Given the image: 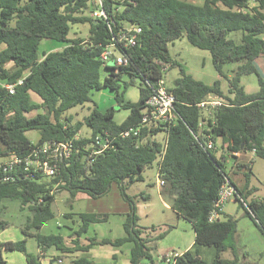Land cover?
<instances>
[{"label": "trees", "instance_id": "obj_1", "mask_svg": "<svg viewBox=\"0 0 264 264\" xmlns=\"http://www.w3.org/2000/svg\"><path fill=\"white\" fill-rule=\"evenodd\" d=\"M94 8L92 0H0V155L24 157L50 139L70 141L73 147L70 155L55 162L53 174L25 169L23 164L7 172L0 169V204L3 199L18 200L19 208L30 212L21 228L23 238L0 240V264H14L4 258V250L22 253L25 264H44L39 252L28 251L26 237L34 239L38 251H55L46 264H106L84 255L72 256L66 262L62 258L87 253L95 245L120 247L128 242L132 243L129 264L152 262L155 241L166 231L153 238L143 235L137 223V195L128 194L126 189L128 184L142 181L143 171L155 160L157 175L164 181L161 194L194 232L192 247L174 252L177 255L170 264H249L240 261L236 253L231 259L221 256L225 239L236 231V218L228 215L209 221L208 215L220 186L228 180L234 187V198L245 202V215L264 235V199L253 197L254 188L248 187L247 179L239 185L231 178L225 157L229 154L236 159L251 152L264 158V79L254 62L264 54V0H102L105 17L82 15ZM84 22L89 24L88 36L69 38L71 25ZM132 26L141 28L136 44L120 46L119 50L128 63L104 64L100 59L103 48L121 30ZM182 36L210 53L217 74L227 80V93L219 79L206 84L170 56L168 44ZM42 39L66 45L40 55ZM228 62L237 63L230 77L223 71ZM165 63L168 69L179 68V76L167 84L175 97L176 118L170 123L141 125L145 100L167 74L168 69L162 70ZM101 67L108 70L103 80ZM122 72L139 78L136 102L123 99L116 81ZM248 74L256 75L255 92H247L241 83L242 76ZM7 84L14 85L12 93ZM102 86L113 90L116 102L129 110L121 123L114 121L112 108L104 112L93 108L82 122L73 123L70 115H63L65 110L91 101L90 91ZM209 98H221L223 104L206 114L198 103ZM31 112L34 114L29 115ZM82 124L90 129L88 135L78 134ZM138 127L137 133L121 135ZM33 129L39 131L35 142L26 136V131ZM159 133H163L160 140L156 138ZM218 139L220 151H226L220 156ZM208 140L212 147L207 146ZM236 167L245 173L251 170V162H237ZM5 176L9 178L3 179ZM112 183L129 207L123 236L99 239L94 235L81 243L91 223L107 218L95 212L75 214L79 225L68 235L70 241L61 232H40L55 216V192L65 191L70 197L83 192L98 198ZM73 215L67 212L63 218ZM7 225L0 220V230ZM200 246L214 248L210 262L200 257ZM161 260H166L165 255Z\"/></svg>", "mask_w": 264, "mask_h": 264}, {"label": "rangeland", "instance_id": "obj_2", "mask_svg": "<svg viewBox=\"0 0 264 264\" xmlns=\"http://www.w3.org/2000/svg\"><path fill=\"white\" fill-rule=\"evenodd\" d=\"M194 3H201L203 0H189ZM82 15H88L86 10ZM89 24L73 23L70 27L68 37H87ZM66 45V42L56 41L54 39H42L39 43L38 53L41 55L43 51H55ZM170 56L181 64L185 70L194 78L201 80L206 84H212L215 80H220V87L224 93H227V80L217 74L214 69L211 55L207 50L200 49L188 42L186 37L175 39L168 44ZM119 53L120 51H116ZM256 60V59H255ZM261 60V59H260ZM260 60L256 61L260 64ZM255 62V61H254ZM255 62V65H256ZM109 66L113 65L110 61ZM237 65L236 62H228L223 66V71L227 77L231 76V70ZM8 68L11 64L6 65ZM258 72L264 77V69L258 68ZM108 70L101 67L100 80H103ZM179 76L178 66L170 67L165 76L166 84L171 85L173 80ZM119 90H123V99L125 101L136 102L139 97V78L130 76L122 72L119 79ZM241 83L247 92H255L258 89L257 78L255 74L242 76ZM33 98L37 95L33 94ZM91 101L82 105L73 106L63 113L64 116H71L72 122L83 121V118L89 112L96 108L100 111L112 108L113 119L116 123H121L128 115L127 108L120 107L114 98V91L102 86L100 89L90 91ZM34 114L31 112L29 115ZM90 129L85 124L78 134L80 136L88 135ZM26 136L32 141H37L39 137L38 130L26 131ZM163 133H159L156 138L162 139ZM221 140L218 139L217 146L220 156L226 151H220ZM226 170L231 178L239 185L245 183L247 179L248 187H253V197L264 199V158L255 156L253 153H241L236 159L226 154ZM5 156L0 155V162L6 160ZM251 162V170H237L236 164L241 162ZM158 164L155 160L149 167L143 171V180L135 181L128 184L126 192L130 195H137L135 199L136 214L138 216V226L143 230L146 237H154L155 235L165 232L162 238L157 239L154 249L151 250L153 261L144 260L140 264H170L169 261L161 260L164 254L181 252L184 249L191 248L194 241V232L188 221L178 217L171 209L170 202L161 194L162 186L157 175ZM56 191V190H55ZM147 195V198H143ZM167 205H166V204ZM55 216L49 219L41 228L40 232H61L67 241L72 237H68L73 229H77L79 222L77 216L79 212H95L104 213L107 218L104 221L91 223L86 233L81 238V243L88 242L87 238L96 236L101 239L108 237L114 239L125 234L123 229V221L126 213L129 211L128 203L120 194L115 183H112L110 190L98 198H91L83 192H79L75 197H70L69 193L55 192V199L52 204ZM245 202L239 198H233L227 201L222 210L221 219L230 215L236 218V231L225 239L226 248L222 251L223 258L231 259L236 253L238 259L249 264H264V235L260 232L254 221L245 215ZM71 212L74 215L69 218H63V214ZM30 214L28 209L21 210L18 200L3 199L0 204V220H5L8 225L0 230V240H19L24 237L21 228L23 227L26 216ZM154 227V229H153ZM74 237V236H73ZM27 249L31 252H39L41 258L46 264L55 251L52 249L38 251L33 238L26 237ZM154 243V241H152ZM132 243H125L120 247L111 245H95L89 252H77L64 256L62 261L70 260L72 256L84 255L106 264H129L130 246ZM92 252V253H90ZM4 258L10 263L25 264L24 255L18 251L4 250ZM214 256V248L212 246H200V257L210 262Z\"/></svg>", "mask_w": 264, "mask_h": 264}, {"label": "built area", "instance_id": "obj_3", "mask_svg": "<svg viewBox=\"0 0 264 264\" xmlns=\"http://www.w3.org/2000/svg\"><path fill=\"white\" fill-rule=\"evenodd\" d=\"M95 4V8L92 9L88 14L92 18L105 17V11L102 8V0H92ZM141 28L138 26H132L121 30L114 41L106 45L100 53V59L104 64H109L110 61L113 62L114 66L126 65L128 63V58L121 52L120 46L129 47L136 44L138 34ZM168 69V64L165 63L162 66V70L166 72ZM9 92H13V84H7ZM174 94L169 90L166 84L165 76L160 78L156 83V88L153 93L145 100V113L141 119V125L170 123L176 118V113L174 112ZM223 104L221 98H209L198 103V106L203 108V110L208 114L216 106ZM204 121L200 122L199 125L203 124ZM140 127L125 130L121 133L122 136H127L131 132L137 133ZM213 143L208 140L207 146L212 147ZM73 147L70 141H58V140H46L41 144L33 148L27 156L21 157L17 155H11L8 159L0 162V169L3 172L11 171L17 165L23 164L25 169L33 167V169L41 170L46 174H53L55 171V162L63 157L70 155ZM5 176L3 179H8ZM164 181L160 179V186H163ZM235 197V190L232 184L228 180L224 181L220 186L217 197L213 203V207L209 212V221H214L221 216V211L223 210L224 204L232 200ZM166 257L165 261H173L177 253L164 254ZM61 262V259H58Z\"/></svg>", "mask_w": 264, "mask_h": 264}, {"label": "crops", "instance_id": "obj_4", "mask_svg": "<svg viewBox=\"0 0 264 264\" xmlns=\"http://www.w3.org/2000/svg\"><path fill=\"white\" fill-rule=\"evenodd\" d=\"M263 37H264V35H263ZM258 59L260 60V64H258L256 61H258ZM255 62H256V65L255 66H257L258 68H263L264 69V54H262V55H260L259 57H257L256 58V60H255ZM258 70V69H257ZM263 77V76H262ZM263 79H264V77H263ZM98 110V109H97ZM106 109H104V110H102L101 112H104ZM100 111V110H99ZM166 204V203H165ZM167 205V204H166ZM187 248V247H186ZM186 248L184 249V250H186ZM92 249V248H91ZM182 252V251H181ZM90 253H92V252H90ZM180 253V252H179ZM169 263H171V262H169Z\"/></svg>", "mask_w": 264, "mask_h": 264}]
</instances>
